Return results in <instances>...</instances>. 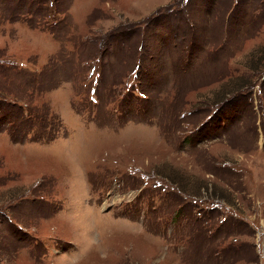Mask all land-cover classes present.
<instances>
[{
    "label": "rangeland",
    "instance_id": "374dc122",
    "mask_svg": "<svg viewBox=\"0 0 264 264\" xmlns=\"http://www.w3.org/2000/svg\"><path fill=\"white\" fill-rule=\"evenodd\" d=\"M213 1L0 0V92L66 132L0 133V264H264V0Z\"/></svg>",
    "mask_w": 264,
    "mask_h": 264
},
{
    "label": "trees",
    "instance_id": "16d2710c",
    "mask_svg": "<svg viewBox=\"0 0 264 264\" xmlns=\"http://www.w3.org/2000/svg\"><path fill=\"white\" fill-rule=\"evenodd\" d=\"M49 2L57 4V0H17L15 9L24 11L25 16L22 21L29 28L52 33L57 19H55L53 9L47 7ZM47 17H49L48 21L45 20ZM2 67L10 68L5 65ZM36 73L33 74L39 75ZM33 78L36 84L40 83L36 81L35 77ZM226 94L229 93L224 95ZM130 98L137 100L133 96ZM18 102V99L10 98L7 94L0 92V133L6 132L12 143L20 144L25 141L50 143L56 138L66 135L61 122L55 116L39 115L27 104L20 105ZM74 105L72 104V107L78 113L79 111Z\"/></svg>",
    "mask_w": 264,
    "mask_h": 264
},
{
    "label": "crops",
    "instance_id": "0c3cea01",
    "mask_svg": "<svg viewBox=\"0 0 264 264\" xmlns=\"http://www.w3.org/2000/svg\"><path fill=\"white\" fill-rule=\"evenodd\" d=\"M213 3H215V0L213 1ZM233 3H234V0H233ZM212 5V4H211ZM233 8V5H232V7H231V9ZM230 9V10H231ZM207 10H211V9H209V8H207ZM256 11H258V13L260 12V13H264V1H263V3H261V5L258 7V10H256ZM187 17V16H186ZM191 16H189V18H190ZM244 19H246L247 21L249 20V18H244ZM187 20H188V17H187ZM185 21H186V18H185ZM202 45V44H201ZM219 49H218V51H217V55H219V56H221L220 55V53H221V50H220V46L218 47ZM246 88H249V87H246ZM245 88V89H246ZM252 90L254 91L255 89L252 87Z\"/></svg>",
    "mask_w": 264,
    "mask_h": 264
}]
</instances>
